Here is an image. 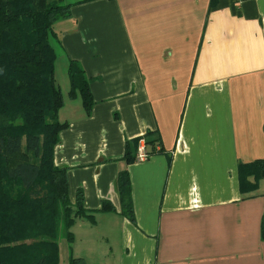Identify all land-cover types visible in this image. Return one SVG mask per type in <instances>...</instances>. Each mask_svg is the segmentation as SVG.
Instances as JSON below:
<instances>
[{
	"label": "crops",
	"instance_id": "0c3cea01",
	"mask_svg": "<svg viewBox=\"0 0 264 264\" xmlns=\"http://www.w3.org/2000/svg\"><path fill=\"white\" fill-rule=\"evenodd\" d=\"M65 2L69 14L49 35L65 123L52 160L65 167L70 200L80 189L93 217L71 225L88 245L74 255L85 264H264V177L240 191L237 168L264 158V0ZM70 59L88 77V113L68 96ZM135 139L153 152L127 162ZM122 169L132 221L115 187Z\"/></svg>",
	"mask_w": 264,
	"mask_h": 264
},
{
	"label": "trees",
	"instance_id": "16d2710c",
	"mask_svg": "<svg viewBox=\"0 0 264 264\" xmlns=\"http://www.w3.org/2000/svg\"><path fill=\"white\" fill-rule=\"evenodd\" d=\"M69 6L65 0H0V264H58V236L69 243L76 218L93 222L81 190L70 200L65 167L52 160L65 123L57 118L62 95L54 80L49 35L53 22L69 14ZM66 73L68 96L78 95L88 113V77L73 59ZM133 143L136 150L137 139ZM123 157L135 160L127 143ZM237 168L240 191L253 190L264 177V158L240 162ZM115 187L120 213L132 221L126 170L116 173ZM100 208L111 206L102 202ZM259 227L264 240V211ZM67 264L85 261L69 254Z\"/></svg>",
	"mask_w": 264,
	"mask_h": 264
},
{
	"label": "rangeland",
	"instance_id": "374dc122",
	"mask_svg": "<svg viewBox=\"0 0 264 264\" xmlns=\"http://www.w3.org/2000/svg\"><path fill=\"white\" fill-rule=\"evenodd\" d=\"M75 222L77 223V221H75ZM76 225L79 226L78 223ZM74 226H75V224L73 222L72 227H74ZM74 234L75 235L73 236V233H72V239L69 243H67L62 236H58V241H57L58 264H67L68 255L71 254L72 256H75L73 252L76 251L77 249L88 248V245L83 244L85 242L84 241L85 239L83 236L84 232L80 231V229H75ZM86 235H87V233H86Z\"/></svg>",
	"mask_w": 264,
	"mask_h": 264
},
{
	"label": "built area",
	"instance_id": "2783aa9c",
	"mask_svg": "<svg viewBox=\"0 0 264 264\" xmlns=\"http://www.w3.org/2000/svg\"><path fill=\"white\" fill-rule=\"evenodd\" d=\"M148 153L146 152L144 146L142 143H139L136 147V152H135V160H142L144 159Z\"/></svg>",
	"mask_w": 264,
	"mask_h": 264
}]
</instances>
